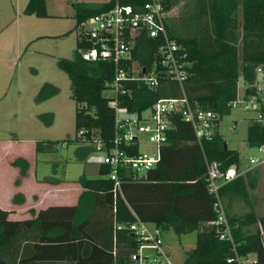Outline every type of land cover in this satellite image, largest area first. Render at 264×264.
Returning a JSON list of instances; mask_svg holds the SVG:
<instances>
[{
  "label": "trees",
  "instance_id": "16d2710c",
  "mask_svg": "<svg viewBox=\"0 0 264 264\" xmlns=\"http://www.w3.org/2000/svg\"><path fill=\"white\" fill-rule=\"evenodd\" d=\"M133 7L146 0H107L105 2H75L74 19L79 23L89 16L111 9L115 2ZM178 5L176 15L167 16L166 27L170 38L182 45L189 61L188 75L183 89L177 82L163 81L156 88H149L139 81L125 85L128 93L119 94L118 102L129 112L140 114L152 108L164 97H179L182 91L193 107L211 110L216 118L229 109V102L238 95V80L250 85L256 76V68H264V0H166V8ZM24 13L47 17L45 0H28ZM160 42L157 38L141 35L132 48V59L145 66L151 65L153 54ZM89 47L81 32L77 35L72 57L58 58L57 66L70 80V93L75 102V140L93 142V134L107 146L114 135L115 111L110 97L103 91L110 88L114 74L113 64L106 60L87 61L80 49ZM57 88L44 83L38 91V99ZM245 92H250L245 88ZM43 115H40L42 117ZM87 130L78 136L79 130ZM168 141L160 148V160L154 168L141 177L132 178L120 174L121 192L113 194V183L105 175L107 168L100 164L101 177L80 176L83 189L79 202L74 206H50L35 212L34 217L23 220L9 218L11 210L0 207V264H22L28 259L58 260L67 257L76 264H128L129 255L139 245V238L127 229L116 230V223H129L136 217L156 227H171L177 234L196 231L194 245L185 252L183 264H237L228 261L233 255L231 243L218 238L213 196L205 180L203 154L219 161L222 168L238 165L239 153L223 146V138L217 132L209 140H203V149L195 141L192 126L175 114L167 130ZM246 141L249 145L264 143V125L251 120L247 126ZM3 149L5 150V146ZM50 141H37L35 153L51 147ZM1 146V143H0ZM94 150L89 144L79 148L87 154ZM11 165L18 169L16 183L29 174L30 165L24 156H17ZM46 182L59 180L45 178ZM241 176L224 184L220 194L230 184L243 187ZM20 202L24 196L16 194ZM12 201H15V196ZM91 201L90 210L85 204ZM226 209V208H225ZM234 242L238 253L254 254L256 264H264V216L237 218L229 216ZM253 222L258 229L243 236L242 228ZM33 239L32 248L25 241ZM68 252V255L61 254ZM115 252V257L113 254ZM31 254L30 258H25ZM102 258L100 262L97 260Z\"/></svg>",
  "mask_w": 264,
  "mask_h": 264
},
{
  "label": "rangeland",
  "instance_id": "374dc122",
  "mask_svg": "<svg viewBox=\"0 0 264 264\" xmlns=\"http://www.w3.org/2000/svg\"><path fill=\"white\" fill-rule=\"evenodd\" d=\"M105 1L46 0L49 16L36 17L24 13L22 0H0V205L9 210H13L11 198H16L19 190L26 196L32 194L29 202L31 197H36L37 185L43 188L47 184L50 189L59 187L60 183L46 182L47 177L73 185L82 175L102 176L99 173L102 152L92 150L83 154L78 151L89 144L93 146V142L75 140V102L69 77L59 69L57 59L72 57L81 31L80 25L74 29L73 3ZM177 11L178 5L170 9V15H176ZM44 83L57 90L50 93L52 87L48 86L44 91L46 96L38 99V91ZM244 86L239 79V96ZM114 94L112 88L103 91L107 97ZM110 103L114 104L113 100ZM119 114L126 115L123 110ZM254 116L251 110L232 106L214 123L228 148L238 151L240 170H245L249 157L257 154L256 147L246 141L247 126ZM138 135L139 149L152 153L155 146L148 142L147 135ZM37 141H50L52 145L35 153ZM17 156H24L31 167L20 183H16L18 169L11 165ZM252 172L249 178L247 173L241 176L243 187L233 184L226 187L223 201L229 216L264 215V167ZM144 173L139 170L135 176L141 177ZM153 225L147 223L148 227ZM160 237L171 262L183 264L185 252L194 245L196 231L177 235L171 227H166L160 228Z\"/></svg>",
  "mask_w": 264,
  "mask_h": 264
},
{
  "label": "built area",
  "instance_id": "2783aa9c",
  "mask_svg": "<svg viewBox=\"0 0 264 264\" xmlns=\"http://www.w3.org/2000/svg\"><path fill=\"white\" fill-rule=\"evenodd\" d=\"M170 10L166 8V0H146L141 6L133 7L115 2L114 6L104 12L95 13L79 23L81 34L89 47L80 49V54L87 61L106 60L113 64L114 74L110 88L115 92L110 100L115 111L114 135L107 146L98 135L93 134L94 150L102 152L100 164L107 168L106 177L113 183L112 192H121L120 174L136 178L137 171L154 168L160 160V148L168 141L167 130L171 126L172 117L180 114L194 131L197 144L203 149V140L212 138L214 116L211 110L193 107L182 91L179 97L158 99L152 108L140 114L129 112L118 102L119 94L128 93L125 85L131 81H139L149 88H156L163 81L172 80L183 89V81L188 75L189 61L182 45L170 38L166 19ZM157 38L160 42L153 54L151 65L145 66L132 59V48L139 36ZM249 88L250 92H245ZM229 107L242 106L251 110L255 116L251 120L264 125V68H256L254 81L244 86L242 96L229 102ZM123 110L126 115L121 116ZM136 128V132L134 129ZM87 130H79L83 136ZM138 133H145L148 142L155 146L152 153L139 149L141 143ZM257 154L250 156L248 167L240 170L235 164L222 168L219 161L210 160L204 154L205 180L207 188L213 196V209L216 218L218 238L231 243L233 255L228 261L237 264H256L254 254H240L234 242L233 228L228 219L224 201L220 194L222 185L232 181L248 170L264 166V143L255 145ZM116 230L127 229L134 232L140 242L137 249L129 255L128 264H173L170 255L162 247L160 228L148 227L147 223L136 219L129 223H116ZM151 250V253L147 252Z\"/></svg>",
  "mask_w": 264,
  "mask_h": 264
},
{
  "label": "crops",
  "instance_id": "0c3cea01",
  "mask_svg": "<svg viewBox=\"0 0 264 264\" xmlns=\"http://www.w3.org/2000/svg\"><path fill=\"white\" fill-rule=\"evenodd\" d=\"M22 1H23L22 6L25 7L26 2L28 0H22ZM73 15H74V12H73ZM263 167L264 166L257 167V168L248 170L245 173L248 174V178H249L251 176V172L253 170L256 171V170L263 168ZM245 173H243V174H245ZM242 175H240V176H242ZM252 175H253V172H252ZM86 177L96 178V177H90V176H86ZM41 180H39V181H41ZM59 181L56 183H49V184H56V185L60 183L59 187L56 189H54V188L50 189L47 184L43 188L41 186L37 185L35 188L36 197H31V201H29V202H27L28 197L31 196L32 194L30 193L29 196H26V194L23 191L19 190L18 193H21L24 196L25 200H24V202L23 201L20 202L19 201L20 198H15V201L13 202L12 201L13 197L11 196L12 197L11 201L13 203L14 208H13V210H11V213L9 214V218H11L13 220L29 219V218L34 217V215H32V210H34L35 212H38L39 210H44L50 206H61V207H63V206L77 205L79 202V198L82 195V191H83V189L80 187L79 183L71 185L70 183L64 182L62 180H59ZM21 182H23V180ZM49 201H51V202H49ZM42 203H44V204H42ZM85 206H86L87 210H90L89 207L91 206V201L87 202L85 204ZM0 207L4 208V209H8L7 207L1 206V205H0ZM225 208H226V206H225ZM259 216H264V215H258L256 217H259ZM250 220H251V223L245 224L242 228L243 236L251 234L258 229V224L256 222H253L252 218H250ZM153 226H155V225H153ZM25 242L30 245L28 247V249L30 251L32 248V253H33V246L32 245H33L34 240L29 239ZM63 253L68 255L67 251L66 252L61 251V254H63ZM113 254L115 257L114 251H113ZM30 256H31V254L27 255L25 258H27V257L30 258ZM101 259L102 258H99L97 261L100 262ZM75 262H76L75 260H70L67 257H63L62 259H58V260L28 259V260H23L22 264H76ZM13 264H18L17 260L14 261Z\"/></svg>",
  "mask_w": 264,
  "mask_h": 264
},
{
  "label": "water",
  "instance_id": "95a60500",
  "mask_svg": "<svg viewBox=\"0 0 264 264\" xmlns=\"http://www.w3.org/2000/svg\"><path fill=\"white\" fill-rule=\"evenodd\" d=\"M214 118H216V116H214ZM213 134L216 135L217 134V127L213 126ZM223 146L226 149L227 148V144L226 142H223Z\"/></svg>",
  "mask_w": 264,
  "mask_h": 264
}]
</instances>
